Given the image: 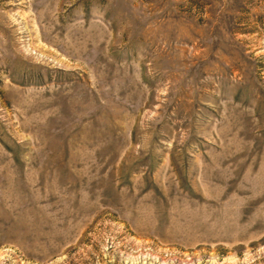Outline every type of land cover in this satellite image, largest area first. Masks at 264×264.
<instances>
[{
  "label": "rangeland",
  "instance_id": "rangeland-1",
  "mask_svg": "<svg viewBox=\"0 0 264 264\" xmlns=\"http://www.w3.org/2000/svg\"><path fill=\"white\" fill-rule=\"evenodd\" d=\"M0 264H264V0H0Z\"/></svg>",
  "mask_w": 264,
  "mask_h": 264
}]
</instances>
